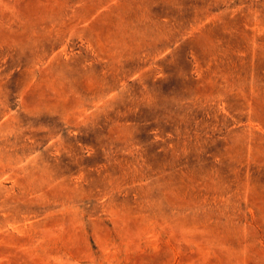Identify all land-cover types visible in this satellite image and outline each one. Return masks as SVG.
<instances>
[{
    "label": "rangeland",
    "instance_id": "374dc122",
    "mask_svg": "<svg viewBox=\"0 0 264 264\" xmlns=\"http://www.w3.org/2000/svg\"><path fill=\"white\" fill-rule=\"evenodd\" d=\"M0 264H264V0H0Z\"/></svg>",
    "mask_w": 264,
    "mask_h": 264
}]
</instances>
